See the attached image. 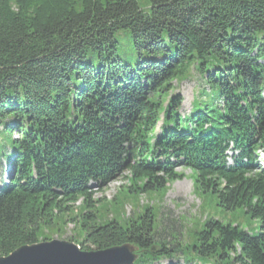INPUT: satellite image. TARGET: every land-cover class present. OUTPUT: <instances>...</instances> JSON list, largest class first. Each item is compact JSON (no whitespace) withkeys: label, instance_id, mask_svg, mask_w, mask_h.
I'll return each instance as SVG.
<instances>
[{"label":"trees","instance_id":"trees-1","mask_svg":"<svg viewBox=\"0 0 264 264\" xmlns=\"http://www.w3.org/2000/svg\"><path fill=\"white\" fill-rule=\"evenodd\" d=\"M148 2L0 0V157L10 166L0 186V256L52 239L60 220L81 231L67 240L85 251L133 244V264L177 253L184 264L186 255L264 264L256 157L264 148V0ZM120 32L132 52L120 50ZM192 70L208 90L181 115L173 82ZM179 166L190 170L202 213L206 205L241 210L259 229L207 214L186 242H167L157 237L156 206L129 217L120 191L95 197L124 177L125 196L162 199L185 177Z\"/></svg>","mask_w":264,"mask_h":264},{"label":"rangeland","instance_id":"rangeland-1","mask_svg":"<svg viewBox=\"0 0 264 264\" xmlns=\"http://www.w3.org/2000/svg\"><path fill=\"white\" fill-rule=\"evenodd\" d=\"M142 8H146L149 5L148 0H137ZM120 41V50L125 53L132 52L131 39L124 36V33L120 32L117 35ZM174 94H180L182 97V107L180 110L181 115L190 114L192 108V101L201 95V89L208 90V86L202 80L201 75L196 71L192 70L188 78L173 82ZM200 94V95H199ZM204 99V98H203ZM3 126L0 125V132ZM13 137H18L19 133L14 131ZM1 138V136H0ZM5 152L10 153L11 149L6 146ZM10 166L8 165L6 158L4 156L0 157V186L2 181L6 180L9 175ZM178 172L184 173L185 177L182 179L175 180L168 184L166 193L162 199L152 194H141V195H127L125 196L123 187L128 185V180L124 177H118L111 181L103 190L96 191V198H105L106 201H110L114 196L120 191L121 198H125L124 213L125 216H132L138 208L145 204L154 205L158 210L159 226L157 237L165 239L167 242H186L189 237L187 231L191 228L199 227L202 221L205 219L206 215L215 216V218L227 220H234L241 227L249 230L250 232L259 229L261 224L259 219H251L248 215L244 214L241 210L220 212L209 206L203 207V213L200 210L201 199L193 191V181L190 176V170L184 166H179L177 168ZM126 174V173H125ZM96 189V188H95ZM80 203V202H79ZM77 203V205L79 204ZM113 215V212L109 216ZM67 216V215H66ZM55 234L53 238H58L62 240H67L73 234H78L77 238L82 236L81 231L77 230L73 222H68L67 224L59 223L53 228ZM62 231V234L59 231ZM171 247V245H167ZM189 263L187 264H203L201 257L186 255ZM161 264H184L183 257L180 253L175 254L173 257H163L160 260Z\"/></svg>","mask_w":264,"mask_h":264},{"label":"water","instance_id":"water-1","mask_svg":"<svg viewBox=\"0 0 264 264\" xmlns=\"http://www.w3.org/2000/svg\"><path fill=\"white\" fill-rule=\"evenodd\" d=\"M137 258L131 243L85 251L73 241L53 238L22 245L0 256V264H133Z\"/></svg>","mask_w":264,"mask_h":264}]
</instances>
